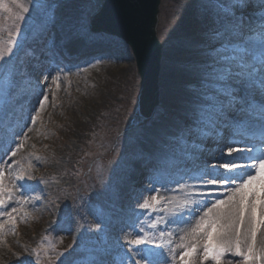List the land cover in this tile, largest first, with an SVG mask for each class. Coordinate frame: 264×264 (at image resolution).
<instances>
[{"label":"rangeland","instance_id":"374dc122","mask_svg":"<svg viewBox=\"0 0 264 264\" xmlns=\"http://www.w3.org/2000/svg\"><path fill=\"white\" fill-rule=\"evenodd\" d=\"M5 2L14 13L21 11L11 0ZM20 2L29 8V13L24 14L25 21L19 22V31L14 16L10 18L7 13L0 12V90L5 94L0 101V172L5 173L3 183L11 192V197L2 198L7 211L18 208L12 220L0 211V264L18 263L19 259L29 264H82L88 258V250L110 246L117 237L122 238V229L135 237L128 223L137 218L136 231L142 224L145 232L154 233L149 224L157 217L171 221L159 224L160 228L167 227L172 233L171 237L164 238L162 259L165 264H169L168 259L171 264H182L179 256L186 249L180 244L189 243L177 236L182 222L170 219L173 216L166 213V208L170 207L163 204L166 197L157 186L153 193L152 187L189 180L194 173L191 170L182 172L174 165L160 170L157 161L161 159H158L148 163L149 173L144 174L151 175L134 181L137 165L146 162L130 163L131 153L140 148L142 134L146 130L155 131L169 119L164 98L148 123L136 125L132 121L140 92L136 61L129 46L104 33L96 39L78 40L82 44L81 51L86 47H101L96 53L90 49L80 60L82 69L76 66L78 61L72 63L75 65L59 63L55 73L60 79L56 84L49 86L40 80L37 84V76L27 74L23 66L26 51L49 28L56 37L53 45L61 47L62 25L88 5L89 0ZM225 2L220 0L217 7L222 8ZM194 7L192 0H162L158 34L164 45L163 81L169 76L167 73H179L177 68L191 58L183 44L193 33ZM41 91L46 92L48 100L31 118L26 112L37 109L42 97L32 96ZM30 98H34L31 103ZM5 110L12 118L16 117L14 123H20V129L14 132L2 129ZM30 122L32 128L26 131ZM199 165L192 166L195 170ZM176 169L179 174L172 173ZM22 170L35 177L21 185L29 198L27 203L21 199V190L12 187L21 183L14 177ZM157 175L165 179L157 181L154 179ZM148 181L154 183L147 184ZM150 195L158 196L164 211L160 206L155 212L139 209L137 202L150 199ZM37 196L40 199H36ZM80 196L84 200H80ZM133 210L136 216L132 215ZM97 218L107 224L106 232L98 230ZM154 234L158 235V231ZM169 246L174 250L175 260L168 256ZM199 251L194 255L202 256V250Z\"/></svg>","mask_w":264,"mask_h":264},{"label":"snow or ice","instance_id":"6c2138e0","mask_svg":"<svg viewBox=\"0 0 264 264\" xmlns=\"http://www.w3.org/2000/svg\"><path fill=\"white\" fill-rule=\"evenodd\" d=\"M192 3L195 5L193 33L183 44L191 58L177 68L181 87L176 93L175 111L161 127L142 134L139 150H134L130 156L133 165L166 157L177 142H183L193 132L219 136L228 129L239 132L241 126L246 125L253 136L258 135L264 142V0H226L222 8L217 7L220 0H192ZM11 4L21 11L14 13L5 0H0V12L10 18L14 16L19 31V22L26 20L24 14L29 13V8L20 0H11ZM101 8V0H89L88 5L70 16L62 25L61 47L66 50L85 37L99 38L101 34L94 28V17ZM128 22L130 26L135 23L131 16ZM43 65L41 60L39 67H31L37 84L40 78L52 79ZM59 79L57 75L53 83ZM164 90L167 93L166 84ZM39 95L42 99L37 106L42 109L48 96L43 91ZM196 171L198 175L191 178L192 184L177 181L182 184L181 191L187 188L189 192L182 202H176L172 211L174 216H181L192 210V205H203L190 222L186 236L180 237L181 241L185 238L189 241L187 245L180 244L186 249L179 256L182 264H234L230 257H239L240 264H257L258 261L264 264V195L252 188L253 184H264V151L233 139L219 149V156H214L210 162L203 161ZM4 175L0 172V211L12 220L18 208L6 210L2 197H11V192L3 183ZM14 179L21 183L14 184L13 189L19 188L22 201L27 203L29 198L21 185L35 177L22 170ZM154 179L159 181L165 177L157 175ZM152 189L153 193L157 191L155 185ZM79 199L84 200V197ZM137 204L145 212H155L158 206L161 211L165 210L157 195H150V199ZM132 215H137L135 210ZM137 222L138 218L128 223L135 237L122 229V238L117 237L110 246L88 250V258L82 264H165L162 259L164 238L171 237L172 233L159 224L171 221L157 217L149 224L158 235L145 232L142 224L136 231ZM96 226L98 230L107 231V224L101 218H97ZM198 249L202 250V256L194 255ZM168 256L172 260L176 258L170 246Z\"/></svg>","mask_w":264,"mask_h":264},{"label":"bare ground","instance_id":"6f19581e","mask_svg":"<svg viewBox=\"0 0 264 264\" xmlns=\"http://www.w3.org/2000/svg\"><path fill=\"white\" fill-rule=\"evenodd\" d=\"M52 30H53L52 28H49L47 31L41 33L40 37L33 41V45H31L32 47L26 51V53H25L26 56L24 58L22 57L24 59L23 66H26L27 74L30 73L31 75L32 74L36 75L34 72L31 71V67H39V62L41 60L44 62L43 66L51 73L52 79L40 78L39 80L41 83H45V85L48 84L49 86L52 84H56V83H53V79L57 76V73H55L54 67L52 68L50 66L52 63H49L51 56L53 58V59H51V61H54L57 63H60V62L70 63V62L75 61V60L79 61V59H83L84 56L89 52L90 49H93V51L96 53L101 48L100 46H97V47L95 46V47H91V48L86 47V48H83L81 51L79 49L82 46V44L79 43V41H75L69 48H67L65 50L64 48L53 45L56 37L52 33ZM49 53H53V55H49ZM87 57H89V55ZM38 58H39V60H38ZM46 58H49V60H47ZM161 73H162V71H161ZM167 75H169V76H167L165 78V81H163L162 75L160 74L159 98H160V100H162L164 98V101H165L164 105L167 108L166 114L169 115V118H170V114L175 111L176 93L179 90V88L181 87V76H180V73H174V72H172L170 74L167 73ZM164 84L167 85V88H168L167 93H165V90H164L165 85ZM39 91L40 90H38V93H39ZM13 93H16V92H13ZM38 93L36 94V96L33 95L32 97H37V99H38V97H39ZM47 93H48V91H47ZM45 95H46V92H45ZM4 96H5L4 91L0 90V101L3 100ZM33 99L34 98H30L29 103L33 102ZM37 99H35V100H37ZM159 104H160V101H159ZM38 108L39 107L37 106L36 110H32V111L27 110L26 113H30L31 118H32V116L36 114ZM23 114H25V112H23L22 115ZM4 115H6V117L3 120V123L1 124L2 129L8 128V129H10V132H14V131H17L18 129L21 128L20 123H16V125H15L14 122L16 120V117L12 118L10 116L8 110H5ZM22 115L20 114V117ZM10 118H12V119H10ZM17 119H18V117H17ZM165 121H167V119L164 120V122ZM146 123H148V121ZM159 123L161 124V121ZM159 127H161V126H159ZM31 128H32V126H31V122H30L28 124V126L26 127V131H30ZM228 130H229V132H226V134H225L224 133L225 131H224L223 134L219 135V136L215 135V134L210 135V136H203L199 132H193L192 135H190L184 139L185 143L177 142L174 146L175 148L173 150H170L166 157L157 161L158 167L160 168V170H163V168H167L168 166L174 165V167H176L177 169H179V167H183V169L180 170L182 172L185 171L186 169H187V171L191 170V172H193L194 174L190 178H188L189 180H187V179L186 180L181 179V180H183V182L185 181V183L192 184L193 180L191 178L198 175V172L196 171V169L198 167L194 170V166L196 167V165H199L203 161L209 162L208 155L213 153V150H215L214 146H216L218 143H221L219 145L222 146V142H226L228 140L229 135L231 136L233 133L236 136H242L245 132L242 129H240L239 132H237L236 130H233V129H228ZM245 140H249L250 142H253L252 138H246ZM254 140H255V136H254ZM204 141H208V142L210 141L213 144L210 145L209 148H207L208 146L206 147L205 144L203 145ZM193 145H196V147L193 148L192 147ZM0 153H2V152L0 151ZM171 158L175 159V160H172ZM7 160H8V158L5 159L4 162L6 163ZM153 161H150V162H153ZM150 162H146L145 164L139 163L137 165V170L135 172V175L133 176L134 181H136L137 179L140 180V177L144 178L146 176L151 175V174L145 175L146 173L147 174L149 173L148 166H150V165H148V163H150ZM193 164H194V166H192ZM176 170H174V172H172V173L179 174L180 171L179 170L176 171ZM159 173L163 174L161 171ZM152 183H154V182L148 181L147 184H152ZM168 184H169V186L172 187L171 190L169 189V186L167 184H165V185L163 184L164 186H161L159 184H155V186L159 187L162 190V193L164 194V196L166 197L163 200V201H165V202H163V204L166 205L167 207H170V208H166V213L168 215L173 216L171 218L169 216V218L174 220V221L176 220V221L182 222L180 227L178 228L179 234L176 233L177 236L180 238L181 236H186V230L191 227L190 222H192V219L197 216V214L200 211V208L203 205H200V206L192 205L193 209L183 213L182 217L181 216H174L172 214V212H170V211H173V208H175V204L177 201L182 202L184 200V197L188 194L189 189L185 188L183 191H181L182 184H178L177 181L170 182ZM141 188L142 189L143 188L148 189V187H145V186H142ZM252 188L258 189L259 195H264V184H259V185L253 184ZM127 189H125V190H127ZM217 194H219V193H217ZM173 198H175V199H173ZM257 203H258L257 219H259L260 218L259 201H257ZM170 205L172 206V208ZM257 227L259 228L260 226L257 225ZM258 238H259V233H258ZM185 239H187V238H185ZM199 250L200 249H198V252H200ZM230 258L234 261V263L240 262L239 257H230Z\"/></svg>","mask_w":264,"mask_h":264},{"label":"water","instance_id":"95a60500","mask_svg":"<svg viewBox=\"0 0 264 264\" xmlns=\"http://www.w3.org/2000/svg\"><path fill=\"white\" fill-rule=\"evenodd\" d=\"M94 17L99 33L117 36L130 45L140 76V92L133 122L142 125L152 119L159 105L163 43L158 34L162 0H102ZM135 21L129 25L128 17Z\"/></svg>","mask_w":264,"mask_h":264},{"label":"trees","instance_id":"16d2710c","mask_svg":"<svg viewBox=\"0 0 264 264\" xmlns=\"http://www.w3.org/2000/svg\"><path fill=\"white\" fill-rule=\"evenodd\" d=\"M74 172V171H73ZM19 262L16 263L15 261L10 263V264H29V262L27 260H22V259H19L18 260Z\"/></svg>","mask_w":264,"mask_h":264}]
</instances>
